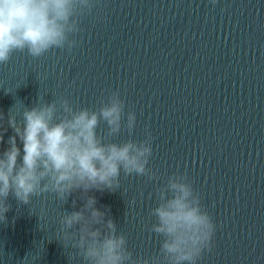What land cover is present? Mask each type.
Instances as JSON below:
<instances>
[{"label": "water", "instance_id": "water-1", "mask_svg": "<svg viewBox=\"0 0 264 264\" xmlns=\"http://www.w3.org/2000/svg\"><path fill=\"white\" fill-rule=\"evenodd\" d=\"M80 29L71 51L14 52L0 65V112L61 97L98 109L118 90L125 121L131 111L136 123L108 140L151 132L155 178L121 173L118 189L88 195L134 256L158 252L150 209L157 189L180 172L216 224L213 246L197 264H264V0H94ZM97 132L105 136L106 124ZM80 196L63 203L44 193L22 204L9 195L0 264H81L69 261L75 250L59 225L63 212L83 206Z\"/></svg>", "mask_w": 264, "mask_h": 264}, {"label": "clouds", "instance_id": "clouds-1", "mask_svg": "<svg viewBox=\"0 0 264 264\" xmlns=\"http://www.w3.org/2000/svg\"><path fill=\"white\" fill-rule=\"evenodd\" d=\"M93 7L94 0H0V65L14 52L27 50L39 58L53 49L71 51L78 44L80 18ZM39 99L22 112H0V221L11 209L9 195L29 204L33 197L54 193L66 203L81 190L85 202L80 210L59 217L64 241H72L75 250L68 255L70 262L80 257L81 264H197L211 250L216 224L186 173H172L157 189L148 230L160 238V247L147 258L134 256L126 235L118 232L107 211L95 207V196L88 195L91 190L115 191L121 173L155 178L148 167L151 132L143 140H108L125 124L131 130L136 123L131 111L125 121V100L118 90L102 99L98 109L74 108L63 97L51 103ZM101 122L107 126L105 136L97 132Z\"/></svg>", "mask_w": 264, "mask_h": 264}]
</instances>
